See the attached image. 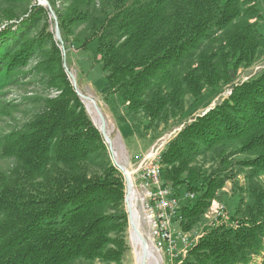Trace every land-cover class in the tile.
Returning <instances> with one entry per match:
<instances>
[{
    "label": "trees",
    "instance_id": "obj_1",
    "mask_svg": "<svg viewBox=\"0 0 264 264\" xmlns=\"http://www.w3.org/2000/svg\"><path fill=\"white\" fill-rule=\"evenodd\" d=\"M48 1L66 50L72 37L84 50L96 43L106 94L127 103L130 117L142 115L147 130L181 116L188 95L198 100L208 88L231 85L264 49L257 0ZM0 21V80L38 57L36 71L58 92L0 140L1 158L15 161L0 172V264L122 262L129 227L125 179L67 78L48 8L39 0H0ZM213 151L227 168L231 157L245 156L238 164L248 183L264 176V70L234 85L162 154L164 181L179 194L196 195L181 208L184 232L207 214L229 179L207 176L196 163ZM251 187L252 202L238 207L233 227H213L184 260L250 264L262 255L264 186Z\"/></svg>",
    "mask_w": 264,
    "mask_h": 264
},
{
    "label": "rangeland",
    "instance_id": "obj_2",
    "mask_svg": "<svg viewBox=\"0 0 264 264\" xmlns=\"http://www.w3.org/2000/svg\"><path fill=\"white\" fill-rule=\"evenodd\" d=\"M64 1L65 0H59L58 2L61 5ZM257 4L261 9L262 17L259 21V31L264 34V0H257ZM0 24L3 23L0 21ZM31 33L34 35L35 32ZM77 39L80 38L72 37L67 46V50L65 48L67 66L77 80L78 90L86 96L93 97L101 110L103 109L106 130L108 129L111 133L113 155L120 164L130 171H132L129 168L130 165H133L139 157L147 154L161 138L175 132L173 137L174 140L186 125L224 101V99L232 93V87L234 85L246 82L258 76L264 70V49H262L254 63L248 67H242L237 72L235 81L231 85H219L215 88H208L198 100L188 95L185 97L184 110L181 116L159 123L156 127L147 130L145 128L147 121L143 119V116L135 115L130 117L126 103L120 99H118V101L111 99L112 105L115 107L113 114L117 122L115 123L113 121L108 109L102 103L100 95L96 94V92L99 93L100 91L99 87L105 85V74L102 70L101 57L96 53L97 44L93 43L84 50L80 47ZM38 62L39 58L34 57L27 67L17 71L13 77L0 80V140L9 132L31 121L33 117L43 109L46 98L58 95V92L48 89L46 80L36 71L35 68ZM81 101L87 109L93 123L98 128L94 116L86 106L84 99ZM5 110H12L11 115H6ZM217 153V151L207 152L199 156L196 159V163L202 166L207 176L214 173H221L229 176L225 186L217 193L216 200H214L216 201L215 203L224 206L225 217L218 218L213 214L211 207L214 202H212L207 214L195 228L192 229V234L204 236L209 233L213 227L222 225L233 227L232 217L235 215L238 207L241 205L245 207L252 202L249 198V195L252 194L250 193L252 190L251 186H264V176L254 180L252 183H248L249 181L246 180V175L244 173H246L247 169L243 171L242 167L238 164L243 158H246L245 156L236 155L231 157L229 162H231L232 165H228L227 168L223 165H219V162H217L219 159ZM110 158L111 160L113 159L112 154H110ZM112 163L114 164L113 160ZM14 164L15 161L13 159H3L0 155V172H8ZM247 187L248 190L250 188V191L246 190ZM242 200H244V203L241 204ZM130 233L131 226L129 224L126 234L128 251L122 262L111 264H137ZM262 255L264 256V252ZM262 255L254 257L250 264H261ZM78 264L106 263L96 261L94 263L80 262ZM183 264H193V261L184 260Z\"/></svg>",
    "mask_w": 264,
    "mask_h": 264
},
{
    "label": "built area",
    "instance_id": "obj_3",
    "mask_svg": "<svg viewBox=\"0 0 264 264\" xmlns=\"http://www.w3.org/2000/svg\"><path fill=\"white\" fill-rule=\"evenodd\" d=\"M174 133L161 138L147 154L139 157L129 167L133 172L132 190L134 189L138 196L142 230H146L152 239L163 264H182L189 251L203 237L200 234H192V231L184 232L180 227L183 220L182 205L186 201H194L196 195L192 192L179 194L163 179L162 154L173 139ZM127 191L126 184V194ZM213 202V214L224 218V206Z\"/></svg>",
    "mask_w": 264,
    "mask_h": 264
},
{
    "label": "bare ground",
    "instance_id": "obj_4",
    "mask_svg": "<svg viewBox=\"0 0 264 264\" xmlns=\"http://www.w3.org/2000/svg\"><path fill=\"white\" fill-rule=\"evenodd\" d=\"M83 94V93H82ZM84 99L86 106L94 116L95 122L100 131H103L105 135L108 137L109 141L108 144L112 146V138L111 133L106 130V123L103 122L102 116L99 114L95 104L92 100L86 98V95L82 97ZM125 167V166H124ZM127 170V175L131 178V182L133 180V172ZM128 205L126 204V208L130 206L131 208V221L134 224V227H131L130 238L133 244L134 253L136 257L137 264H163V259L160 253L157 251L155 245L153 244L152 239L145 234L142 230V221H141V214L138 207V196L137 192L133 189L130 184L128 186Z\"/></svg>",
    "mask_w": 264,
    "mask_h": 264
},
{
    "label": "water",
    "instance_id": "obj_5",
    "mask_svg": "<svg viewBox=\"0 0 264 264\" xmlns=\"http://www.w3.org/2000/svg\"><path fill=\"white\" fill-rule=\"evenodd\" d=\"M39 4L42 5V6H45L48 8L49 12H50V16L51 18L54 20V24H55V38L56 40L60 43L61 45V51H62V54H63V68L65 70V73L67 75V78L68 80L71 82L75 92L77 93V95L79 96V98L82 100V97H84V94H82L78 88H77V80L76 78L73 76V74L71 73V71L69 70L68 66H67V60H66V50H65V46H64V41H63V38H62V35H61V31H60V27H59V22H58V18L50 4V2L48 0H39ZM86 98L92 100L95 104V107L97 108L99 114L102 116L103 118V122L105 123V118L103 116V111L101 110V108L99 107L97 101L91 97V96H86ZM211 110V109H210ZM210 110H208L205 114H207ZM87 111V109H86ZM88 112V111H87ZM204 114V115H205ZM95 125V124H94ZM96 127V126H95ZM97 128V127H96ZM98 129V128H97ZM99 130V129H98ZM100 131V130H99ZM103 139L105 140V143L106 145L108 146V150L110 151V154H112V157H113V162H114V166L122 173L125 181H126V184L127 186H130L131 184V180L129 178V176L127 175V171H126V168L120 164L114 157V153H113V148L111 146V144H108V137L105 135V133L103 131H100ZM128 196H129V192L126 194V199H125V203L128 205ZM127 214H128V219H129V224L131 227H134V224L132 223L131 221V208L130 206L128 207L127 209Z\"/></svg>",
    "mask_w": 264,
    "mask_h": 264
},
{
    "label": "crops",
    "instance_id": "obj_6",
    "mask_svg": "<svg viewBox=\"0 0 264 264\" xmlns=\"http://www.w3.org/2000/svg\"><path fill=\"white\" fill-rule=\"evenodd\" d=\"M103 82V81H102ZM105 87H106V82H105V85L104 86H100L99 87V93L96 92V94H99L100 95V99L102 100V103L104 104V106L108 109V112L110 114V116L112 117L113 121L116 123L117 121L115 120V117H114V106L112 105V100L111 99H115L116 101H118L119 97L115 94V95H111V94H106L105 92ZM126 105H128L126 103ZM103 110V109H102Z\"/></svg>",
    "mask_w": 264,
    "mask_h": 264
}]
</instances>
